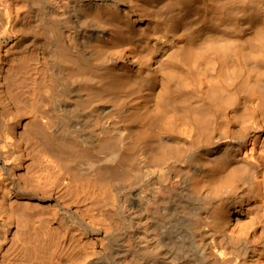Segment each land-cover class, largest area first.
<instances>
[{"label":"bare ground","instance_id":"obj_1","mask_svg":"<svg viewBox=\"0 0 264 264\" xmlns=\"http://www.w3.org/2000/svg\"><path fill=\"white\" fill-rule=\"evenodd\" d=\"M0 264H264V0H0Z\"/></svg>","mask_w":264,"mask_h":264}]
</instances>
